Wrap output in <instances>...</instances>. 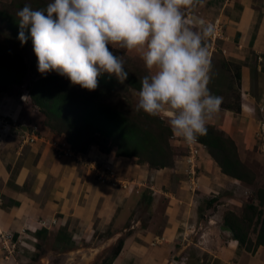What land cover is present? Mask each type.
Here are the masks:
<instances>
[{
    "label": "rangeland",
    "instance_id": "obj_1",
    "mask_svg": "<svg viewBox=\"0 0 264 264\" xmlns=\"http://www.w3.org/2000/svg\"><path fill=\"white\" fill-rule=\"evenodd\" d=\"M9 1L11 0H0V7L4 3H9ZM3 27L4 24L0 26V44L3 46L4 51L8 48L12 49V52L8 53L7 59L12 61L21 60L28 68L19 83H11L5 86L6 90H0V160L3 162V164L0 162V168L2 169L0 172L4 174L0 175V183L1 181L5 183L14 179L12 185L14 184L15 188L19 187L16 181H22L23 187H26V184L34 185L38 180L35 173L24 175L19 171V167L28 170L29 168L32 169L33 165H37L43 168L45 180L49 179V182L59 180L62 183V187L65 189L64 194L71 202L75 193L79 191L78 183L81 180L76 175L70 174L69 169L66 168L69 166V160L57 162L58 159H61L58 157H64L69 158L70 161L74 160L78 164L76 166L78 174H84V171L90 167L91 172L88 173V176L94 182H111V186H118L128 191L125 196L128 197L129 203L126 215L117 216L110 223L94 220L93 224L85 225L87 229L84 230H81V222H77L72 226V223L70 224L69 221L63 218V213H58L49 223H44L46 222L44 221L39 222V225L32 223L27 228L24 227L22 233H18L21 235L18 236L12 234L15 232L13 227L8 229V232L12 234L9 241L3 240L1 233L4 231H1L0 264H108L110 262V264H147L144 258L146 252L149 254L150 252L156 253V251H151L152 248H148L149 246L141 240V236L147 233L151 235L152 233L156 235L161 233L166 219L165 205L167 199L164 197L165 191L169 190L171 192L174 185L178 187L179 183L186 180L190 184L188 146L186 142L171 132L167 142L173 164L163 168H150L147 163L139 162L136 156L117 155L115 147L109 145L108 142L103 143V145L92 143L84 152L74 150L65 133H57L45 124L46 117L30 96L31 83L45 76L38 72L37 65L29 66L33 46L30 44L25 48H21L12 41L7 44L8 40L5 39L3 34L8 33V30L3 29ZM212 36L213 34L206 39L207 42H211L210 38ZM109 49L115 55L123 56L129 78L140 80V77L148 74L139 50L118 49L111 45H109ZM211 62L215 70L220 66L215 65L213 57ZM223 62L226 63L227 68L225 67V69L223 66L222 68L227 72L223 77L221 76V80H225L223 81L225 83L223 87H220L222 85L214 87L215 89L211 87V92H220V88H222L223 104L231 102L233 106L236 105L238 102L236 101L238 99L237 95L239 94L245 105L251 106L253 96L243 94L242 83L240 81L237 84L238 80L235 76V67L238 66L240 74H242L241 65L234 60L223 59ZM258 69L264 70V57L259 59ZM49 74L57 73L52 71L46 75ZM123 83L126 84V81ZM211 83H214V86L217 84L216 81ZM124 88L119 92L121 95H116L118 91L113 92V97L109 96L108 101L127 112L129 116H134L135 119L140 120L148 128L153 123L152 117L143 111H135L139 89L128 87V85H124ZM223 104H221L219 112L208 121V124H211L218 131H223L225 139H228L226 137L229 136L234 141L238 156L244 162L248 172H251V175H245L247 180H240L223 173L215 160L209 155L206 146L196 140L194 204L192 210H190L191 207H189V212L186 210L188 213L187 218L183 219L185 223L181 224L179 228L181 233L178 235L177 241L172 243L173 247H166L161 249L159 254L156 253L155 259H161L163 264H178L176 261H180L182 264H197L205 260L207 255L202 252H208L213 248L219 249L225 245L223 242L228 244L227 238L225 239L227 235L232 237L231 232L221 228V226H225L223 223L224 216L244 217L249 211L247 205L261 207L264 211V202L263 205L260 204V196L264 194V152L261 150L264 142V110L255 109L253 106L244 109L248 115L247 117L226 110L222 106ZM158 118L167 126V120L169 119L167 109L161 112ZM35 143L41 144L39 148L43 152H46L43 148L48 147L50 152L47 151V155H50L52 160L47 156L39 159L36 156L33 158L28 150L29 145ZM47 143L50 147L46 145ZM201 149L206 151V159L213 168L199 167V152ZM13 153L17 154L15 162L14 157L11 156ZM87 153L91 156H87ZM98 153H111L115 157H120L121 160H124L123 167L126 166L128 160L129 165L132 164L131 171L129 172L126 169L117 170L116 166L114 168V165H109L102 160L97 165L94 163V159ZM75 154H78L79 159L72 158ZM201 161L204 162V160ZM63 163L67 165L65 166ZM120 165L119 168L122 167V164ZM158 169H162V171L156 173L155 171ZM156 174L158 178H156ZM140 179L142 182L139 181ZM198 183L200 187H198ZM9 184L7 183V185ZM14 190H17L16 192L20 191L19 189ZM190 190L192 189L190 188ZM43 191L42 188L40 194ZM159 191L162 198L154 201V198L160 194ZM131 192L132 194H130ZM2 197L6 204L12 202L11 198H8L10 197L8 194L2 193ZM15 200L20 203L19 198L15 197ZM99 204L94 205L96 210ZM2 205L4 207L2 209L7 210L5 208L7 206ZM9 205V208L14 207V204ZM8 211L15 213L9 214ZM3 212H8V215ZM1 214L3 215H0V219L4 220L5 223H13L12 218L21 213L19 209L18 211L8 209L7 211H1ZM78 214L81 215L82 211ZM40 216L45 218V216ZM17 217L19 219L18 215ZM45 219L47 220V218ZM85 222L86 220L82 223L85 224ZM183 229L186 230V234L182 233ZM257 232L258 230L255 232L250 230L248 238L241 245V248L238 246V241L234 239L238 248L247 250L251 247V250L247 251H254L256 249L254 245L256 244ZM183 236H185L184 239ZM153 241L155 242L154 238ZM9 254L15 257L16 262L5 259V255ZM116 259L119 260L115 261Z\"/></svg>",
    "mask_w": 264,
    "mask_h": 264
},
{
    "label": "clouds",
    "instance_id": "obj_2",
    "mask_svg": "<svg viewBox=\"0 0 264 264\" xmlns=\"http://www.w3.org/2000/svg\"><path fill=\"white\" fill-rule=\"evenodd\" d=\"M194 0H49L17 11L18 39L30 29L37 69L55 71L89 91L107 73L123 83L126 61L109 49L139 50L148 74L140 77L135 111L159 116L165 109L171 132L186 143L207 135L208 121L223 98L211 92L213 66L205 40L214 25L200 20L193 30L183 9ZM155 69V71H153Z\"/></svg>",
    "mask_w": 264,
    "mask_h": 264
},
{
    "label": "crops",
    "instance_id": "obj_3",
    "mask_svg": "<svg viewBox=\"0 0 264 264\" xmlns=\"http://www.w3.org/2000/svg\"><path fill=\"white\" fill-rule=\"evenodd\" d=\"M183 11L186 23L193 30H200L199 21L201 19L206 23L214 25V33L210 38L211 42L209 43L205 40V45L209 50L211 59L213 57L215 65L220 66L216 70H212L213 75L211 82L216 81L217 84L214 86V83L210 82L209 88L213 87V89H215L214 87L220 85H222L220 87H223L225 83H223L225 80H221V76L223 77L227 72L222 68L221 63L223 59L238 61L241 64L242 70L240 81L242 83L243 94L248 96L251 94L253 96V104L251 106H246L240 96L241 111L239 114L248 117L244 109L252 106L255 109L264 110V70L261 71L258 69L259 59L264 57V0H194L193 4L184 8ZM222 90L223 89L220 88V92L212 91V93L214 92L215 95L221 96ZM40 145L41 144L36 143L29 145L30 148L28 153H30L33 158L36 156L39 159L47 156L52 160L51 156L47 155V151L50 152L49 148H43V150L46 151L43 152L42 149L39 148ZM46 145L49 146L48 143ZM263 148L264 142L261 147V150L264 152ZM52 152L54 151L52 150ZM16 155L17 154L14 153L11 154V156L14 157V162L17 159ZM77 155L75 154L72 158H78ZM86 155L91 156V154L88 153ZM110 155L111 153H98L95 155L96 158L94 159V163L98 165L102 160L109 165H114V168L116 166L117 170L126 169L129 172L131 171L132 164L129 165L128 160L126 166L123 167L124 160H121L120 157ZM199 157V167L202 168L203 166L205 168L206 166L213 168L206 159L205 150H200ZM58 158L57 162L69 160V166L66 168L69 169L68 171L70 174L76 175L81 180V182L78 183L79 191L75 193L71 202H69L64 194L65 189L62 187V183L59 180H54L53 182H49V179L45 180L43 168L33 165L32 169L29 168L28 170H23L19 167V171L24 175L35 173L38 180L34 185L26 184V187H23V183H21L22 181H16V183L19 184V187L17 186L16 188L13 186L14 184L12 185V180L15 181L14 179L5 183L1 181L0 215H3L1 214V211H7L8 209H16V211L19 209V212L21 213L17 214L19 219L17 215L12 218L11 221H13V223H5L4 220L0 219V232L4 231L1 233V236L4 233L11 234V232H8V229H12V227L15 229V232L12 233L13 235H21L18 233H22L21 231L24 230V227L27 228L28 225L30 226L32 223L38 224L39 222L44 221H46L44 223H49L58 213H63V218L69 221L70 224L72 223V226L73 224H77V222H81V230L87 229L85 225H90V223L93 224L94 220L110 223L115 220L117 216L126 215L129 200L127 199L128 197L125 196V193L128 194V191H125V189L118 186H111V182H94L90 176H88V173L91 172L90 167L84 171V174H78L76 172V166L78 164L74 160L70 161L69 158L64 157ZM201 160H204V162ZM0 162L3 164L1 160ZM63 164L65 166L67 165L66 163ZM120 164H122L121 168H119V166H121ZM1 170L2 169L0 168V171ZM161 171L162 169H158L155 172L159 173ZM1 174L2 173L0 172V175ZM156 178H158L157 174ZM139 181L142 182L141 179ZM156 181L159 182L157 179ZM7 183L10 184L7 185ZM11 187L19 189L20 191L16 192L17 190L12 189ZM189 187V181L186 180L183 181V183H179L178 187L174 185V189L172 188L171 192H169V190L165 191L164 197L167 199L165 205L166 219L161 233L157 235L147 233L145 235L143 234L144 236H141V240L149 246L148 248H152L150 249L151 251H156V253L159 254L161 249L166 247L172 248V243L177 241L179 237L178 235L181 233L179 228L181 224L183 225L185 223L183 219L187 218L189 207H191L190 210H192V205L194 204L195 194ZM198 187H200L199 183ZM42 188L44 191L40 194ZM151 189L154 190L153 188ZM156 189L155 191H157ZM2 193L6 195L8 194L10 196L8 198H11L10 200L12 202H7L6 204L3 200ZM130 194H132V192ZM15 197L19 198L20 203L16 202ZM160 198H162L161 193L154 198V201H157ZM131 202L133 203V201ZM2 204L7 206L5 207L7 210L2 209L4 208L2 207ZM9 204H14V207L9 208ZM15 204H18L19 206ZM96 204H99L97 210L94 208V205ZM80 211H82L81 215L78 214ZM8 212L3 213L8 215ZM14 213L15 212H9V214ZM40 215L45 216L48 221ZM85 220V224L82 223ZM183 230L182 233L186 234V230ZM153 238L155 242L153 241ZM184 238L185 236H183V239ZM226 238L228 244L223 242L225 245L221 246L219 249L213 248L208 252H202L204 255H207L206 259L197 264H264L263 245H259L254 251L249 252L245 249H239L237 242L234 238L230 237V235H227L225 239ZM156 253L150 252L148 254V252H146L144 258L145 261H147V264H163L161 259H155V256L157 255ZM5 259L16 262L15 257L11 254L5 255ZM118 260L119 259H116L115 261ZM176 263L182 264L180 261H176Z\"/></svg>",
    "mask_w": 264,
    "mask_h": 264
},
{
    "label": "trees",
    "instance_id": "obj_4",
    "mask_svg": "<svg viewBox=\"0 0 264 264\" xmlns=\"http://www.w3.org/2000/svg\"><path fill=\"white\" fill-rule=\"evenodd\" d=\"M47 2L49 0H11L1 5L0 26L4 24L3 29L8 30V33L3 34L8 40L7 44L12 41L21 48L30 44L33 46L30 29H25L28 40L21 45L18 39L20 29L16 13L25 3H30L33 9H39ZM10 52L12 49L8 48L4 51L0 44L1 91L6 90V85L19 83L28 68L21 60H8L7 56ZM237 63L241 65L240 62L237 61ZM225 64L223 62L222 66L227 68ZM31 65H37V56L34 51L29 66ZM238 67H235L237 84L241 79ZM133 79L128 76L124 84L114 76L110 77L104 73L98 77L97 89L89 91L79 85H72L66 77L59 74H49L31 83L30 96L46 117L45 124L57 133H65L74 150L84 152L92 143L103 145L108 142L109 145L115 147L117 155L136 156L139 162L147 163L150 168L172 165L173 161L167 142L171 134L170 128L158 116H151L153 123L147 128L140 120L129 116L127 112L108 101V97L114 95L115 91H118L116 95H121L119 92L125 89L124 85L140 90V80ZM237 96L236 105L233 106L231 102H228L222 103V106L226 110L240 113V95ZM207 127V135L198 137V142L206 146L209 155L223 173L235 179L247 180L245 175H251V172H248L244 162L239 158L234 141L229 136L225 139L223 131L216 130L211 124H207ZM263 202L264 194L260 196V204L263 205ZM247 207L249 211L241 217L242 219L237 218L236 215L224 216L223 223L230 228L232 237L238 241L240 248L248 238L250 230L253 232L258 230L254 246H264V211L261 207L253 205H247ZM247 250L250 251L251 247Z\"/></svg>",
    "mask_w": 264,
    "mask_h": 264
},
{
    "label": "built area",
    "instance_id": "obj_5",
    "mask_svg": "<svg viewBox=\"0 0 264 264\" xmlns=\"http://www.w3.org/2000/svg\"><path fill=\"white\" fill-rule=\"evenodd\" d=\"M186 145L188 146V162H189V180H190V188L193 189L195 188V182H194V177L196 176V170H195V159H196V147L195 145H197V141L193 142V143H186ZM199 145V144H198ZM11 234H2L3 236V240L4 241H9L10 240V236Z\"/></svg>",
    "mask_w": 264,
    "mask_h": 264
},
{
    "label": "water",
    "instance_id": "obj_6",
    "mask_svg": "<svg viewBox=\"0 0 264 264\" xmlns=\"http://www.w3.org/2000/svg\"><path fill=\"white\" fill-rule=\"evenodd\" d=\"M221 228H222L223 230H226V231H229V232H231L230 228H229V227H227V226H221Z\"/></svg>",
    "mask_w": 264,
    "mask_h": 264
}]
</instances>
